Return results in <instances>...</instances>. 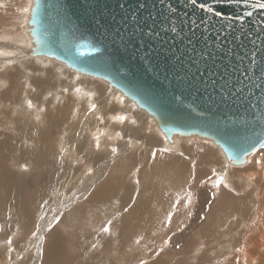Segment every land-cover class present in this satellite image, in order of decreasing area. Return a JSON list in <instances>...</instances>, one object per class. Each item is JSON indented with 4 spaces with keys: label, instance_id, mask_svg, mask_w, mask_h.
Wrapping results in <instances>:
<instances>
[{
    "label": "rangeland",
    "instance_id": "obj_1",
    "mask_svg": "<svg viewBox=\"0 0 264 264\" xmlns=\"http://www.w3.org/2000/svg\"><path fill=\"white\" fill-rule=\"evenodd\" d=\"M30 4L0 0V33H21L24 48L11 44L13 53L0 55V177L11 175L14 190L0 205V264H45L54 251L49 249L51 238L71 256L64 264H139L140 259L147 264H264V163H255L264 161L262 148L242 166H231L207 140L174 138L179 147L171 146L134 105L128 109L134 110L131 118L120 122H114L116 110L112 116L90 111L91 104H105L118 91L101 80L72 75L74 71L54 60L49 61L61 67L62 76L56 68L50 71L55 64L44 57H28V13L22 9ZM110 103L109 112L116 106ZM109 126L114 131L101 141V131ZM154 149L170 151H160L153 160ZM218 176L228 189L213 187ZM17 178L27 189L22 196ZM189 191L192 203L186 209ZM177 200L181 204L172 209V224H162ZM22 201H29L28 214L15 211ZM114 216L119 218L110 233L102 231ZM90 231L92 238L87 237ZM79 248L82 253H76ZM102 249L106 262L96 260Z\"/></svg>",
    "mask_w": 264,
    "mask_h": 264
},
{
    "label": "water",
    "instance_id": "obj_2",
    "mask_svg": "<svg viewBox=\"0 0 264 264\" xmlns=\"http://www.w3.org/2000/svg\"><path fill=\"white\" fill-rule=\"evenodd\" d=\"M141 3L145 23L149 13L169 15L160 0H31L27 55L107 83L150 117L168 144L207 140L226 164L242 166L264 148V9L253 7L255 0H198L195 7L171 0L180 13L206 19L207 31L185 27L174 41L159 38L148 63L134 47L141 33L126 19ZM200 3L224 15L207 13ZM220 32L245 37L225 40Z\"/></svg>",
    "mask_w": 264,
    "mask_h": 264
},
{
    "label": "snow or ice",
    "instance_id": "obj_3",
    "mask_svg": "<svg viewBox=\"0 0 264 264\" xmlns=\"http://www.w3.org/2000/svg\"><path fill=\"white\" fill-rule=\"evenodd\" d=\"M188 2L193 5L194 7L197 6L198 0H188ZM228 3H231V0H227ZM244 3L247 4L248 0H244ZM160 4L163 5L164 7H166L168 9L169 15L167 17H165L163 20L160 19L157 11L153 12V13H149V16L151 17V19H148L147 22L145 23V19L144 17H140L138 15V10L142 9L145 7V5L143 3L138 5V9L137 12H133L131 13V15L129 17H127L126 19L128 20V23L132 26V28L134 30H138L141 33V36L139 38V40L137 41L135 47L136 50V54L140 56V58L148 63L152 62V55H153V49L155 47V42L158 41L159 38L163 37V38H169L171 40H175L176 36H182L185 27L188 28L189 32L192 31H197L200 30V34L203 35V33L205 31H207V22L206 19L201 18L199 21L192 19L187 12H183L180 13L178 11V8L176 6L173 5V3H171V0H169V2H165V0H160ZM187 5H185L186 7ZM120 7H124V5H121ZM155 8H157V5H154ZM253 7H256L258 9H264V0H255V3L253 4ZM199 8L201 10L206 11L207 13H212L215 16H223L224 13L220 12V11H216L214 9V7L212 6H207L205 3H200L199 4ZM23 12H29V8L28 7H24L22 9ZM246 15L251 16L252 13L248 12ZM237 20L239 21H243L244 16H239L236 17ZM97 23L99 24L100 22L97 21ZM262 31H264V28H262ZM220 35L225 37V40L231 38L233 40H240L242 39V37H245L244 34H241V36H229L226 35L225 33H221ZM145 41H147L148 43L145 44ZM251 43L253 45H255L256 41L252 40ZM144 49L143 52H141V49ZM254 55V53H253ZM237 59H242V57L240 55L237 56ZM78 90V89H77ZM65 92H67L68 90L65 89ZM28 107L31 108L32 102L29 100L27 102ZM97 105L95 103L90 105V111H94L96 109ZM37 119H39V117H37ZM120 120H126L125 116H120L119 117ZM134 122V121H133ZM95 147L97 150L100 149V140L97 137L96 141H95ZM262 151H264V148L261 149ZM160 151L163 152H168L170 151L169 149H154L152 151V159L155 160L158 153ZM113 153L117 152L116 148L112 149ZM181 156H183V153H180ZM256 164H262L264 163V161L261 160H256L255 161ZM193 169L195 168V162H193L192 165ZM86 171L88 173H91L93 170L91 168L86 169ZM194 179V176H193ZM137 184L139 183V180L136 181ZM213 187L215 188H229V185L225 182L224 177H217L215 179V182L213 184ZM231 191H234V189H229ZM217 193L213 192L211 193L212 199H215ZM192 193L189 191L186 197V203L184 204V207L187 209L191 203H192ZM181 204L180 200L175 201L172 205H171V209L167 212L165 218L163 221H161L162 224H165L166 226H170L172 224L173 221V217L176 214L175 211H173L172 209H178L179 205ZM131 205H129V207L124 209V212L129 211ZM210 207V204H209ZM192 212L188 211L187 215L189 217L192 216ZM119 216H116L113 218V220H109L107 222V224L105 225V227L102 229V231L106 232V233H110L111 231V226L113 224V221L118 219ZM205 219V217L202 215L201 216V220ZM58 222V221H57ZM51 227H54V225H51ZM50 230V229H49ZM182 230V229H181ZM171 242V237H169L168 240H165L164 243L167 245ZM8 243L10 244L11 241H8ZM136 243H139V240L136 241ZM176 248H180L181 245L179 243L175 244ZM237 251H241V249H237ZM159 253H157L158 255ZM139 264H147V261L144 259H140L139 260ZM238 264V262H237Z\"/></svg>",
    "mask_w": 264,
    "mask_h": 264
},
{
    "label": "bare ground",
    "instance_id": "obj_4",
    "mask_svg": "<svg viewBox=\"0 0 264 264\" xmlns=\"http://www.w3.org/2000/svg\"><path fill=\"white\" fill-rule=\"evenodd\" d=\"M6 13H7V11H6ZM28 13V12H27ZM24 14V13H23ZM6 15V14H5ZM14 15V14H13ZM18 18V17H17ZM27 20V19H26ZM17 21V20H16ZM23 22V21H22ZM25 24L27 23V22H24ZM11 25V24H10ZM25 26H27V25H25ZM24 28V27H23ZM8 30V29H7ZM11 30V29H10ZM3 32V31H2ZM25 35H27V34H25ZM24 36V35H23ZM2 38L3 39H5L6 40V38L8 39L7 41H5V42H0V55H5L6 53H13V50L11 49V47H10V45L11 44H16V48H18L19 50L20 49H22V45H23V40H22V35H21V33H18V32H16L15 34L12 32V33H10V32H8V34L7 33H5V34H3V33H0V39L2 40ZM25 38L27 39L26 41H25V45L24 46H30L29 45V43H27L28 41H29V38L27 37V36H25ZM7 42V43H6ZM26 48V47H25ZM28 48V47H27ZM26 48V49H27ZM9 50V51H8ZM22 50H24V48L22 49ZM26 52V51H25ZM19 53H20V51H19ZM23 53V52H22ZM25 55H26V53H25ZM15 57H17L16 55H14ZM23 57H24V55H23ZM18 59L19 58H21V57H17ZM26 58H28V57H26ZM22 60V59H21ZM44 60H47V61H49V60H51V59H48V58H45ZM55 61V60H54ZM44 62V61H43ZM57 62V61H56ZM55 62V63H56ZM49 63L50 64H55L53 61L52 62H50L49 61ZM59 64V63H58ZM61 64V63H60ZM24 65V64H23ZM25 67V66H24ZM53 68H56V71H57V73H60V71H62V69H61V67L59 66V65H52V67H51V69H50V71H52L53 70ZM28 69H30V68H28ZM65 70H66V68H65ZM27 72V71H26ZM29 73V72H28ZM63 73V72H62ZM65 74V73H64ZM63 74V75H64ZM78 73H74V74H72V75H77ZM60 75L62 76V74L60 73ZM67 75V74H66ZM80 75V74H79ZM64 77V76H63ZM75 77V76H74ZM57 78V77H56ZM32 82H34V80L32 81ZM31 82V83H32ZM87 83H89V82H87ZM86 83V84H87ZM34 84H36L35 82H34ZM100 86H101V84H99ZM94 87V86H93ZM86 88H88V87H84V93L87 91L86 90ZM91 89V91H93V89H92V87L90 88ZM83 93V94H84ZM95 94L96 93H94L91 97H89L90 99H92V98H94V96H95ZM109 94H107V96H108ZM109 98H108V100H107V102L104 104H101V102H99L98 104H97V107H96V112H98V113H101V111H102V113L103 114H105L106 116H107V113H109L110 114V116H112V112L114 111V110H116V115L117 116H115V121L114 122H120V121H117V119H119V117H118V115H122L123 113H125V117H126V119H130L131 118V116H132V112L134 111H129L128 109H130V107L131 106H133L134 104L130 101V100H128L127 98H124V97H122L121 95H120V93L119 92H113V94L112 95H110V96H108ZM111 100L113 101V102H115L113 105H116V106H112V109H111V111L109 112L108 110H107V106H109L111 103ZM78 101H80V100H78ZM77 101V102H78ZM130 101V103H132V104H128V102ZM49 103H50V101H49ZM79 103V102H78ZM81 103V102H80ZM77 105H81V104H77L76 103V105L75 106H77ZM85 105V104H84ZM50 106V105H49ZM48 106V107H49ZM73 107H74V105H73ZM78 107V106H77ZM78 109H79V107H78ZM125 109V110H124ZM137 109V108H136ZM101 110V111H100ZM106 110H107V112H106ZM124 110V111H123ZM74 112V111H73ZM77 112V111H76ZM79 112V111H78ZM101 113V114H102ZM76 114V113H75ZM78 114V113H77ZM76 114V115H77ZM102 114V115H103ZM135 114V113H134ZM80 115V114H79ZM98 116H99V114H98ZM130 116V117H129ZM102 118V117H101ZM108 118V117H107ZM112 123V122H111ZM115 124H117V123H115ZM95 125V124H94ZM118 125V124H117ZM98 127V126H97ZM128 128V127H127ZM97 129L99 130V128H95V132L97 131ZM106 130H100L101 132H102V137L100 138V140L102 141V140H104V138H105V136L107 135V134H111L112 132L111 131H114L113 129H114V127H112V126H109V129H107V128H105ZM154 130V129H153ZM155 130L157 131V128H155ZM94 132V131H93ZM158 133H160V131L158 130ZM98 135V134H97ZM100 135V134H99ZM98 135V136H99ZM160 135H162L161 133H160ZM44 136V135H43ZM151 136V135H150ZM150 136H147V137H150ZM102 143V142H101ZM171 146H177V147H179L176 143H175V141L171 144ZM21 148V147H20ZM211 149V148H210ZM22 160V159H21ZM237 167V166H236ZM264 170H262V173H264L263 172ZM261 173V177H263V175L264 174H262ZM228 174V173H227ZM4 175H6V176H4V177H0V190H1V192H4L3 194H0V205H2L3 206V204L4 203H6L7 202V200H9V195H10V193H12L13 191L11 190V187H12V185L13 184H11L10 183V181H13V180H10V179H13V177L11 176V175H9V174H6V173H4ZM264 178V177H263ZM15 180V179H14ZM16 180H18L19 182H15L14 181V183H15V185L17 186V187H19V189H17V192L22 196L25 192H26V188H25V186L23 185V181H22V179L20 178H17ZM11 184V185H10ZM11 186V187H10ZM104 186V185H103ZM102 186V188H105V187H103ZM251 187V186H250ZM258 187V186H257ZM16 192V193H17ZM257 193V191L254 193V194H256ZM102 198H103V196H101ZM102 198H99V199H97L96 201H101L102 200ZM2 199V200H1ZM2 202V203H1ZM28 203H29V201H22V204L23 205H17L16 207H15V211H18V213H19V211H20V213H23L24 215L25 214H28V210H27V207H28ZM8 204V203H7ZM10 205V204H9ZM89 205V204H88ZM88 205H86V206H88ZM254 205V204H253ZM25 206V207H24ZM86 206L84 207V210H86ZM145 207V206H144ZM257 207V206H256ZM21 208V209H20ZM252 209V208H251ZM254 209V208H253ZM90 211H91V209H89ZM89 211V212H90ZM119 216H120V214H119ZM115 217V216H114ZM39 226V225H38ZM91 233H89V234H87V237H89V238H92L93 237V232L92 231H90ZM54 233V232H53ZM52 234V233H51ZM56 235V234H55ZM54 236V235H53ZM57 236H58V234H57ZM56 239V238H55ZM57 240H59L58 239V237H57ZM47 241H50L49 240V237H48V240ZM53 244L55 245L54 246V249H53ZM47 246V245H46ZM45 246V247H46ZM84 246V245H83ZM105 246V249H109V252H110V254H111V252H113L112 250H111V248L109 247V246H107V245H104ZM49 249H51V250H54L53 251V253H50L49 254V256L48 257H45V264H64V262H63V260H66V258L67 259H70V255H68V253H67V251L65 250V248H63V246H61V244H59V241L57 242L56 240H54L53 238H51V242H50V246H49ZM80 249V248H79ZM79 249H78V251H76V253L78 252V253H82L81 251V249H80V251H79ZM104 249V250H105ZM142 249V248H141ZM58 250V251H57ZM101 250V249H100ZM103 249H102V251H101V253H99L97 256H96V260H101L102 261V259H105V262H106V260H109V258L108 257H106V252H103L104 251ZM111 250V251H110ZM43 251V250H42ZM47 251V250H46ZM44 252V251H43ZM148 252V251H147ZM45 253V252H44ZM52 254H53V256H52ZM125 254V253H124ZM131 254V253H130ZM135 254H137V253H135ZM63 255V257H60V256H62ZM245 256V255H244ZM60 260V261H59ZM122 262V261H121Z\"/></svg>",
    "mask_w": 264,
    "mask_h": 264
}]
</instances>
